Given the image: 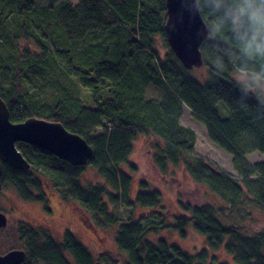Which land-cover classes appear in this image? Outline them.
Wrapping results in <instances>:
<instances>
[{"label": "trees", "instance_id": "16d2710c", "mask_svg": "<svg viewBox=\"0 0 264 264\" xmlns=\"http://www.w3.org/2000/svg\"><path fill=\"white\" fill-rule=\"evenodd\" d=\"M42 5L38 0H0V98L14 123L29 117L59 122L86 139L94 153L86 166L102 181L83 184L85 165L72 166L18 142L30 167L2 163V187L11 185L22 199L38 202L48 212L35 171L55 173L63 197L91 211L98 227L115 229V244L126 258L123 264H228L216 260L221 246L237 264H264V230L248 233L224 218L223 205L244 199L240 183L247 184L254 204L264 211V160L251 166L243 157L253 151L264 154V115L252 101L246 107L237 103L231 59L223 71L217 70L212 50L202 43L200 67L206 75H191L198 67H184L168 44L166 0ZM158 40L166 49L164 57L157 50ZM151 86L160 91L158 99L146 98ZM184 106L205 125L209 140L232 155L241 178L218 171L195 154V132L181 123ZM98 128L103 132L92 136ZM140 135L149 138L151 161L163 176L174 177L172 168L182 166L221 204L194 205L177 195L176 209L182 213L170 216L163 193L146 180L137 182L131 198L133 175L123 167L135 171L130 155ZM117 206H137L140 215L134 219L131 210L129 219H119L113 212ZM189 225L204 236L195 254L162 238L149 239L166 229L184 238ZM16 228L26 252L22 264H96L90 249L70 230L56 241L49 230L25 221Z\"/></svg>", "mask_w": 264, "mask_h": 264}, {"label": "rangeland", "instance_id": "374dc122", "mask_svg": "<svg viewBox=\"0 0 264 264\" xmlns=\"http://www.w3.org/2000/svg\"><path fill=\"white\" fill-rule=\"evenodd\" d=\"M68 1L73 5L78 3V0H38L39 5L42 7V3L56 7L62 2ZM156 45L160 56L164 57L166 52L164 44L158 40ZM190 73L193 76L196 74V76L204 78L206 70L204 67H198L191 69ZM159 96L160 91L156 87L151 86L147 89L146 98L158 99ZM181 123L195 132V154L200 157L202 156L207 162L216 166L215 169L218 171H222L233 178H241L237 169L234 168L232 155L209 140L205 125L195 119L186 106L183 107ZM102 132L103 129L98 128L92 136ZM149 136L153 137L152 135ZM150 145L148 137L138 136L137 140L133 142L130 155V161L135 171H132L127 166L123 167V170L133 175L129 193L131 198H134L138 189L137 182L146 180L150 182V185L152 184L163 193L162 203L170 216L182 213L181 210L176 209L177 195L181 201L184 200L194 205H202L209 202L215 205L221 204V200L216 195L214 196L213 191L207 185L194 182L182 166L172 168L174 177H171L169 174H164L163 176L151 161ZM243 157L251 166L264 160V154L256 151L250 152ZM35 174L41 179L42 191L45 198H47L49 211L46 212L38 202L22 199L11 185L6 184L2 187V190H0V212L6 217L7 226L4 229L0 228V254L22 247L16 231V224L18 221H25V223L49 230L56 241H62L64 232L68 229L71 230L78 240L87 249H90L96 264H123L126 258L119 252L115 244V229L113 227H98L91 211L83 209L75 199L63 197L60 185L62 182L56 177L55 173L53 174V172L41 169L40 171H35ZM80 174V180L83 184L102 181V178L91 166L85 165V169ZM240 185L242 187L241 194L244 196V199L241 197L237 205H223L227 207L224 218L235 226H242L248 233L264 230V211L254 204L247 190V184L240 183ZM131 210L135 211L132 215L136 219L141 211L137 206L133 209L117 206L113 209V212L119 219L127 220L129 219L128 215H130ZM144 212L147 214L148 210L144 209ZM160 238L165 239L168 243L178 244L190 254L199 252L204 245V236L196 233L192 225L188 226L184 238H180L172 229H166L149 236L150 240L155 239V241ZM211 254L210 252L209 255ZM215 256L219 262L237 264L225 252L223 246L215 251Z\"/></svg>", "mask_w": 264, "mask_h": 264}, {"label": "clouds", "instance_id": "9594fccd", "mask_svg": "<svg viewBox=\"0 0 264 264\" xmlns=\"http://www.w3.org/2000/svg\"><path fill=\"white\" fill-rule=\"evenodd\" d=\"M180 11L170 27L191 24L201 27L197 38L213 52V65L223 71L226 60L236 67L232 83L241 107L255 103L264 115V0H178Z\"/></svg>", "mask_w": 264, "mask_h": 264}, {"label": "water", "instance_id": "95a60500", "mask_svg": "<svg viewBox=\"0 0 264 264\" xmlns=\"http://www.w3.org/2000/svg\"><path fill=\"white\" fill-rule=\"evenodd\" d=\"M180 11L178 0H166V22L164 25L168 44L188 69L203 64L201 40L197 38V30L201 27L197 18L191 24L185 16L183 24H177L175 30L170 25L177 19ZM18 142L27 143L56 156L72 166H84L92 157L93 149L83 137L67 131L62 123L29 117L22 122L10 121L9 111L0 98V190L2 189V163L11 168L27 170L29 164L17 147ZM6 217L0 212V227L5 226ZM25 259L23 250H11L0 255V264H21Z\"/></svg>", "mask_w": 264, "mask_h": 264}, {"label": "flooded vegetation", "instance_id": "af4514ba", "mask_svg": "<svg viewBox=\"0 0 264 264\" xmlns=\"http://www.w3.org/2000/svg\"><path fill=\"white\" fill-rule=\"evenodd\" d=\"M2 190V189H1ZM25 201H27V200H25ZM20 222H24V221H18L17 222V224H19ZM17 224H16V226H17ZM7 226V219H6V224H5V226H3V227H0V228H3L4 229V227H6ZM36 227H38V226H36ZM47 230V229H46ZM69 230V229H68ZM17 231V230H16ZM71 231V230H70ZM18 234V233H17ZM64 235V234H63ZM19 236V235H18ZM63 239V238H62ZM19 240H20V238H19ZM22 245V244H21ZM11 250H17V248H15V249H11ZM11 250H8L7 252H9V251H11ZM19 250H23L24 252H25V250L23 249V247H21ZM6 254V252L5 253H3V254H0L1 256L2 255H5ZM25 257H26V252H25ZM25 260V259H24ZM24 262V261H23ZM23 262H21V264L23 263Z\"/></svg>", "mask_w": 264, "mask_h": 264}]
</instances>
